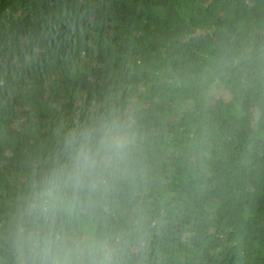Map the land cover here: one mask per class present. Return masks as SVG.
Listing matches in <instances>:
<instances>
[{
  "label": "trees",
  "instance_id": "obj_1",
  "mask_svg": "<svg viewBox=\"0 0 264 264\" xmlns=\"http://www.w3.org/2000/svg\"><path fill=\"white\" fill-rule=\"evenodd\" d=\"M111 129L124 149L37 221ZM48 230L77 264H264V0H0V264Z\"/></svg>",
  "mask_w": 264,
  "mask_h": 264
},
{
  "label": "clouds",
  "instance_id": "obj_2",
  "mask_svg": "<svg viewBox=\"0 0 264 264\" xmlns=\"http://www.w3.org/2000/svg\"><path fill=\"white\" fill-rule=\"evenodd\" d=\"M125 146V140L115 129L106 132L97 144H92L85 135L83 142L74 149L70 164L55 170L38 186L30 214L44 224L54 223L59 212L71 207L68 190L78 191L96 174L103 153L119 155ZM25 240L39 258V264H77L72 259L71 249L54 231L29 233Z\"/></svg>",
  "mask_w": 264,
  "mask_h": 264
},
{
  "label": "rangeland",
  "instance_id": "obj_3",
  "mask_svg": "<svg viewBox=\"0 0 264 264\" xmlns=\"http://www.w3.org/2000/svg\"><path fill=\"white\" fill-rule=\"evenodd\" d=\"M220 95L225 97V95L223 93H221V92H220Z\"/></svg>",
  "mask_w": 264,
  "mask_h": 264
}]
</instances>
